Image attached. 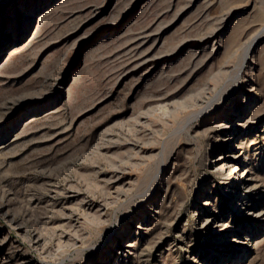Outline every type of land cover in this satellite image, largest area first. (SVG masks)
I'll list each match as a JSON object with an SVG mask.
<instances>
[{"label": "rangeland", "instance_id": "rangeland-1", "mask_svg": "<svg viewBox=\"0 0 264 264\" xmlns=\"http://www.w3.org/2000/svg\"><path fill=\"white\" fill-rule=\"evenodd\" d=\"M61 263L264 264V0H0V264Z\"/></svg>", "mask_w": 264, "mask_h": 264}, {"label": "bare ground", "instance_id": "bare-ground-1", "mask_svg": "<svg viewBox=\"0 0 264 264\" xmlns=\"http://www.w3.org/2000/svg\"><path fill=\"white\" fill-rule=\"evenodd\" d=\"M65 1V0H64ZM63 2V1H62ZM51 7H53V6H51ZM50 7V8H51ZM56 7H54V8H52L49 12H47L45 15H42L41 16V14L39 15V16H36V18H35V23H36V20H37V29H36V31L34 32V34H33V37L38 33V30H39V26H40V24L42 23V22H44V20H45V16L47 15V14H50V13H52V11H54V9H55ZM49 9V8H48ZM47 9V10H48ZM38 18V19H37ZM133 23H135V22H133ZM136 23H137V21H136ZM135 25V24H134ZM131 27H132V25H131ZM130 28V27H129ZM28 43H26V44H24L22 47H24V46H26ZM249 46H251V45H249ZM18 46H14L13 47V49L14 50H17L18 48H17ZM248 50H247V52H245L246 53V55H244L243 56V58H244V60H245V58L247 57V55H248V53H249V48H247ZM14 50H12V52H14ZM244 53V54H245ZM88 59H86V61H87ZM87 64V63H86ZM85 65V64H84ZM84 65H83V67H84ZM241 69V68H240ZM239 69V70H240ZM215 97H217V96H215ZM214 97V98H215ZM214 98H213V100H214ZM213 100H210L207 104L208 105H211L212 103H215V102H217V99H216V101H214V102H212ZM212 106V105H211ZM207 107H209V106H207ZM208 109V108H207ZM213 128H215V127H213ZM208 129V128H207ZM230 144H227V146L226 147H228ZM245 147H246V142H241L238 146H236V148L235 149H237V151H240L241 149H245ZM223 158H227V156L226 157H224V156H222ZM222 157H219V158H217L216 160H215V163L217 164V163H219V162H221L222 161ZM229 157H231L233 160L234 159H237L238 157H239V155H237L236 153H235V155H231V156H229ZM232 161V160H231ZM230 161V162H231ZM230 164V163H229ZM218 169H219V173H221L222 172V165H220L219 167H217ZM233 168V167H232ZM231 175H235V180L234 181H231V183L232 184H234V186H236V184H238L239 186V188L242 186V183H241V180L240 181H238L237 179H239V178H237V174H238V171H236V170H231V173H230ZM237 180V181H236ZM246 183L247 182H245V183H243L244 185H246ZM237 190H238V188H237ZM238 192V191H237ZM245 197L243 196V195H240L239 197H238V200L240 201V200H242V199H244ZM241 202V201H240ZM205 204V203H204ZM211 220V219H210ZM204 224H202L201 225V229H204ZM234 243H236V244H243V242H241V241H239V240H237V242H234ZM62 264V263H61Z\"/></svg>", "mask_w": 264, "mask_h": 264}]
</instances>
